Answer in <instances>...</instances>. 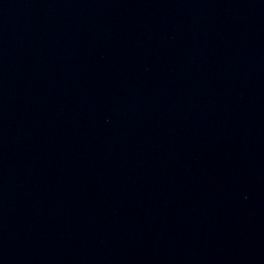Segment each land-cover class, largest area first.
Wrapping results in <instances>:
<instances>
[{
  "label": "water",
  "instance_id": "95a60500",
  "mask_svg": "<svg viewBox=\"0 0 264 264\" xmlns=\"http://www.w3.org/2000/svg\"><path fill=\"white\" fill-rule=\"evenodd\" d=\"M0 264H264V0H0Z\"/></svg>",
  "mask_w": 264,
  "mask_h": 264
}]
</instances>
